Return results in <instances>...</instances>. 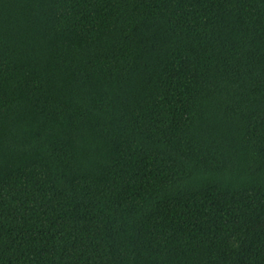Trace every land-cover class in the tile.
Masks as SVG:
<instances>
[{"label":"trees","instance_id":"obj_1","mask_svg":"<svg viewBox=\"0 0 264 264\" xmlns=\"http://www.w3.org/2000/svg\"><path fill=\"white\" fill-rule=\"evenodd\" d=\"M0 264H264V0H0Z\"/></svg>","mask_w":264,"mask_h":264}]
</instances>
